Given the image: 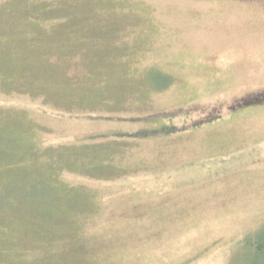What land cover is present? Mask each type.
Segmentation results:
<instances>
[{
    "label": "rangeland",
    "instance_id": "374dc122",
    "mask_svg": "<svg viewBox=\"0 0 264 264\" xmlns=\"http://www.w3.org/2000/svg\"><path fill=\"white\" fill-rule=\"evenodd\" d=\"M0 264H264V0H0Z\"/></svg>",
    "mask_w": 264,
    "mask_h": 264
},
{
    "label": "trees",
    "instance_id": "16d2710c",
    "mask_svg": "<svg viewBox=\"0 0 264 264\" xmlns=\"http://www.w3.org/2000/svg\"><path fill=\"white\" fill-rule=\"evenodd\" d=\"M1 202H2V201H0V203H1ZM260 251H261L262 254H264V247H262Z\"/></svg>",
    "mask_w": 264,
    "mask_h": 264
}]
</instances>
